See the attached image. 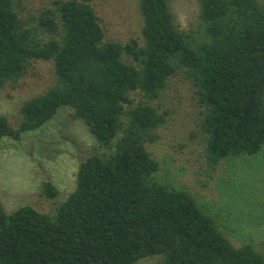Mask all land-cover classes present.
<instances>
[{"label": "trees", "instance_id": "1", "mask_svg": "<svg viewBox=\"0 0 264 264\" xmlns=\"http://www.w3.org/2000/svg\"><path fill=\"white\" fill-rule=\"evenodd\" d=\"M0 0V89L39 60L55 83L25 99L18 125L0 115V140H20L66 107L99 148L81 161L75 189L53 213L0 197V264H264L252 243L235 244L187 189L157 178L147 148L165 115L152 99L182 73L202 110L207 161L264 148V0H198L190 27L173 0H139L141 38H106L92 0H51L26 15ZM142 94L138 101L134 95ZM47 198L59 190L43 182Z\"/></svg>", "mask_w": 264, "mask_h": 264}, {"label": "rangeland", "instance_id": "2", "mask_svg": "<svg viewBox=\"0 0 264 264\" xmlns=\"http://www.w3.org/2000/svg\"><path fill=\"white\" fill-rule=\"evenodd\" d=\"M51 0H23L26 18L38 14ZM106 38L122 43L141 38L143 24L139 0H92ZM181 27L188 28L198 13V0H173ZM55 83L51 60L34 62L17 84L0 89V115L18 125L25 99L45 92ZM192 83L182 73L173 77L152 103L166 121L147 148L160 162L157 178L174 188L189 190L216 221L220 230L237 245L252 243L264 253V148L257 155H243L211 165L205 156L206 142L200 122L203 108L193 97ZM138 101L142 94L134 95ZM144 98V97H143ZM62 108L39 129L20 140H0V197L8 211L32 204L53 213L58 202L75 189L79 163L97 151L88 126ZM51 180L59 190L47 198L43 182ZM137 264H162L160 256Z\"/></svg>", "mask_w": 264, "mask_h": 264}]
</instances>
